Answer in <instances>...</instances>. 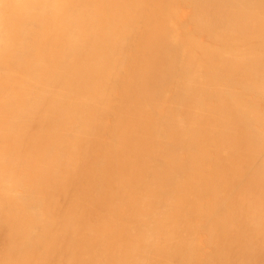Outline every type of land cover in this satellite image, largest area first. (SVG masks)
I'll use <instances>...</instances> for the list:
<instances>
[{
    "label": "bare ground",
    "instance_id": "6f19581e",
    "mask_svg": "<svg viewBox=\"0 0 264 264\" xmlns=\"http://www.w3.org/2000/svg\"><path fill=\"white\" fill-rule=\"evenodd\" d=\"M0 264H264V0H0Z\"/></svg>",
    "mask_w": 264,
    "mask_h": 264
}]
</instances>
